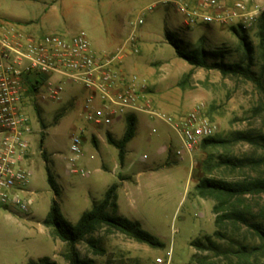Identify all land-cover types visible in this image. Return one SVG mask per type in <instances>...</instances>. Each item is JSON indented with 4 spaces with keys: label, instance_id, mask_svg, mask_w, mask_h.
Wrapping results in <instances>:
<instances>
[{
    "label": "rangeland",
    "instance_id": "1",
    "mask_svg": "<svg viewBox=\"0 0 264 264\" xmlns=\"http://www.w3.org/2000/svg\"><path fill=\"white\" fill-rule=\"evenodd\" d=\"M218 1L226 11L237 0ZM243 1L247 11L259 9L247 28L238 20L187 25L180 6L196 7L200 0H0V18L31 34L70 37L85 31L97 57L117 52L131 35L138 37L141 59L153 61L157 71L159 58L167 69L157 77L161 81L153 91L147 88L152 109L175 119L196 112L212 128L211 137L224 140L207 149L200 145L192 157L178 156L181 142L176 131L157 115L136 113V135L127 144L122 166L106 133L121 139L125 119L98 128L103 138L94 147V126L83 116L86 90L81 83L60 78L64 91L55 101H42L36 90L25 107L32 126L29 188L34 201L28 212L0 209V264H27L44 256L69 264L67 243L43 224L53 200L65 218L76 223L114 183L119 184L120 214L138 220L161 246L104 227L94 235L102 254L82 241L77 244L80 258L95 264H264V237L256 227L264 230V193L233 197L226 209L241 212L242 218L233 215L217 227L213 212L217 200L203 197L196 188L204 178L229 183L264 179V46L259 29L264 0ZM137 19L143 23L136 25ZM169 38L185 52H213L210 64H238L242 70L223 75L216 68L192 66L177 55ZM74 131H83L84 156L79 164L92 170L87 176L66 171ZM47 167L55 176L58 194L49 184ZM217 229L219 234L214 235ZM243 247L248 255H240Z\"/></svg>",
    "mask_w": 264,
    "mask_h": 264
},
{
    "label": "built area",
    "instance_id": "2",
    "mask_svg": "<svg viewBox=\"0 0 264 264\" xmlns=\"http://www.w3.org/2000/svg\"><path fill=\"white\" fill-rule=\"evenodd\" d=\"M218 0H200L196 7L182 4L185 23L226 24L238 20L249 27L259 9L247 11L243 0H237L226 11ZM137 19L136 25L142 24ZM136 36L131 35L117 52L97 57L85 31L70 37L57 34L34 35L22 27L0 18V209L14 208L28 212L33 204L29 185L33 175L29 167L32 126L25 112L30 96L28 78H37L42 101L60 100L64 86L60 78L81 83L87 91L83 103L84 119L95 126H109L116 120L138 112L157 115L178 134V156L191 157L202 142L213 135L205 120L196 112L175 119L152 109L145 83L136 74L118 66L128 53H138ZM83 131H74L66 170L87 176L90 171L79 164L84 156ZM93 157V156H92ZM146 158V155L143 156Z\"/></svg>",
    "mask_w": 264,
    "mask_h": 264
},
{
    "label": "trees",
    "instance_id": "3",
    "mask_svg": "<svg viewBox=\"0 0 264 264\" xmlns=\"http://www.w3.org/2000/svg\"><path fill=\"white\" fill-rule=\"evenodd\" d=\"M259 29L261 43L264 46V11L259 17ZM170 39V38H169ZM245 42V46L248 51H251V47L246 42V38L242 37ZM170 43L175 47L177 55L187 61L192 66L216 68L221 71L223 75L239 74L241 72V66L238 64H228L225 62H215L210 64L208 57L213 52L201 49L192 50L191 52H185L181 47L170 39ZM30 87V93L35 92L38 87L36 85L39 80L37 78H28ZM136 135V117L130 115L126 117V129L123 137L120 140H116L111 134H108V142L118 149V156L120 163L123 164L126 155V145ZM45 136H42L41 146L44 144ZM224 140H219L215 137H209L205 139L201 146L207 149L210 145L223 144ZM48 181L51 187L58 194V185L55 180V176L49 167H47ZM118 183L112 184L106 191L104 198L101 200H95L91 209L85 211L76 223L68 221L61 211V207L56 199L53 200L50 210L43 220V224L46 227L52 228L53 235L61 241L67 243L68 250L65 254L69 264H95V260L88 258H80L77 250V244L82 241H86L90 246L95 247L96 254H102L103 248L99 245V240L94 236L95 233L104 227H108L117 230L130 238H134L137 241L147 243L151 246H161L160 241L151 233L143 229L141 223L138 220H131L119 214L118 204ZM196 188L200 195L203 197H213L217 200V203L213 207V212L216 214L215 223L216 226L226 219H232V216H238L242 218L241 212H235L234 210H227L226 206L230 203L231 199L236 195H244L248 192L264 193V179H255L248 182H236L229 183L221 180L204 178L199 181ZM220 212H223L220 214ZM259 232L264 237V230L260 229V226H256ZM219 230L214 232V235H218ZM195 246L201 245L200 242H194ZM241 256L248 255L250 252L245 247L239 251ZM27 264H58L55 260L48 256L39 258L38 260L30 259ZM190 264H195L194 262ZM249 264V263H245Z\"/></svg>",
    "mask_w": 264,
    "mask_h": 264
},
{
    "label": "crops",
    "instance_id": "4",
    "mask_svg": "<svg viewBox=\"0 0 264 264\" xmlns=\"http://www.w3.org/2000/svg\"><path fill=\"white\" fill-rule=\"evenodd\" d=\"M129 38V37H128ZM127 38V39H128ZM137 40H138V44L140 42L139 38L136 37ZM126 39V40H127ZM126 40L122 43V45L126 42ZM121 45V46H122ZM120 46V47H121ZM119 47V48H120ZM118 48V49H119ZM117 49V50H118ZM155 60H158V64L159 67L157 71H154V67H153V61H144L141 59L140 57V48H139V52L138 53H128L127 55H125L121 61V63L119 64V68L122 70V71H125L127 73H132V74H136L141 82L145 83L147 88L150 89L151 91L154 90V85L155 83H159L161 81V78H157V77H160L162 75H164L167 71L166 68L163 67L162 63H161V59L157 58ZM86 95H87V91H86ZM138 113H142V112H138ZM134 116L136 117V114H134ZM125 119V122H126V117L124 118H121V119H118L116 120L114 123L118 122V121H121ZM113 123V124H114ZM136 124H137V119H136ZM112 125V124H111ZM94 126V129L92 130L91 132V136L94 135V137H96L97 141H96V146L93 145L92 141V145L94 147H99V144H100V140L103 138L102 134L99 132L98 128H101V127H104V126ZM110 126V125H109ZM108 127V126H107ZM126 129V127H125ZM125 132V131H124ZM108 134H111L116 140H120V139H117L110 131H107L106 133V141L108 142ZM124 135V134H123ZM123 137V136H122ZM130 142V141H129ZM128 142V143H129ZM109 143V142H108ZM127 143V144H128ZM110 144V143H109ZM111 145V144H110ZM127 147V145H126ZM126 153H127V149H126ZM93 156V157H92ZM91 159H94V155H91L90 156ZM125 159H126V155H125ZM125 159H124V162L122 164V166L124 165L125 163ZM103 168H106L105 164H102ZM83 167V166H82ZM86 169H88L90 171V174L92 173V170L90 168H87V167H84ZM67 171V170H66ZM68 173V172H67ZM122 181H125L123 179H121ZM119 185V184H118ZM111 185H107L106 186V189H105V192H104V195L106 193V191L108 190V188L110 187ZM119 189V188H118ZM104 198V197H103ZM101 200V199H100ZM118 204H119V214H120V208H121V205H120V196L118 194ZM121 215V214H120Z\"/></svg>",
    "mask_w": 264,
    "mask_h": 264
}]
</instances>
